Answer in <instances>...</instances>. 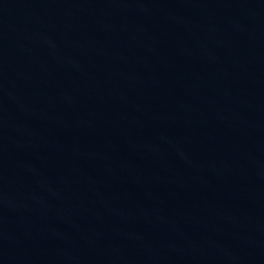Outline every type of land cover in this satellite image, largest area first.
I'll list each match as a JSON object with an SVG mask.
<instances>
[{"label":"water","instance_id":"1","mask_svg":"<svg viewBox=\"0 0 264 264\" xmlns=\"http://www.w3.org/2000/svg\"><path fill=\"white\" fill-rule=\"evenodd\" d=\"M0 264H264V0H0Z\"/></svg>","mask_w":264,"mask_h":264}]
</instances>
